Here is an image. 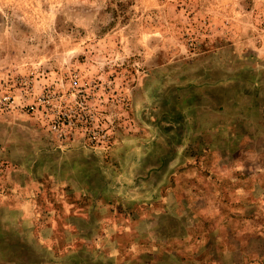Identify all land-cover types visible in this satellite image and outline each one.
<instances>
[{"label":"rangeland","instance_id":"obj_1","mask_svg":"<svg viewBox=\"0 0 264 264\" xmlns=\"http://www.w3.org/2000/svg\"><path fill=\"white\" fill-rule=\"evenodd\" d=\"M3 95L0 264H264V0H0Z\"/></svg>","mask_w":264,"mask_h":264},{"label":"built area","instance_id":"obj_2","mask_svg":"<svg viewBox=\"0 0 264 264\" xmlns=\"http://www.w3.org/2000/svg\"><path fill=\"white\" fill-rule=\"evenodd\" d=\"M46 102L48 103L49 102V99H42L41 103L43 104V102ZM14 102V99L12 98L11 95H3V96H0V106L1 105H11L12 103Z\"/></svg>","mask_w":264,"mask_h":264}]
</instances>
